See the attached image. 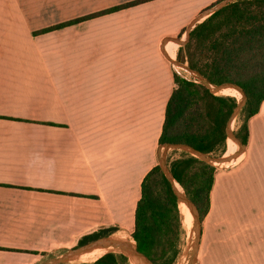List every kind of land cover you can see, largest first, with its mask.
<instances>
[{
	"label": "crops",
	"instance_id": "0c3cea01",
	"mask_svg": "<svg viewBox=\"0 0 264 264\" xmlns=\"http://www.w3.org/2000/svg\"><path fill=\"white\" fill-rule=\"evenodd\" d=\"M219 1L0 0V264L130 236L159 163L168 58ZM247 128L243 152L213 165L194 264H264V100Z\"/></svg>",
	"mask_w": 264,
	"mask_h": 264
},
{
	"label": "trees",
	"instance_id": "16d2710c",
	"mask_svg": "<svg viewBox=\"0 0 264 264\" xmlns=\"http://www.w3.org/2000/svg\"><path fill=\"white\" fill-rule=\"evenodd\" d=\"M136 3V2H135ZM134 4V3H131ZM117 6L71 20L39 33L74 24L127 7ZM176 60L198 72L211 84L230 83L245 95L239 115L242 123L234 132L243 146L247 143V121L258 112L264 100V0H236L210 14L189 32ZM174 88L165 108L158 140L165 144H185L202 153L217 156L225 151L226 128L236 107L235 97L215 95L196 79L174 72ZM175 153V152H174ZM167 166L184 195L196 207L200 221L209 208V192L215 167L187 152ZM108 228L100 232L107 235ZM182 219L172 185L159 165L149 170L140 185V197L130 234L137 251L152 264H175L180 252ZM96 236H88L79 245ZM129 264L123 254L107 252L91 263Z\"/></svg>",
	"mask_w": 264,
	"mask_h": 264
},
{
	"label": "water",
	"instance_id": "95a60500",
	"mask_svg": "<svg viewBox=\"0 0 264 264\" xmlns=\"http://www.w3.org/2000/svg\"><path fill=\"white\" fill-rule=\"evenodd\" d=\"M233 1H236V0H220L206 14L209 16L210 14L220 10L221 8H223L224 6H226L227 4H229ZM190 31L187 32L186 41L179 42L178 40H176V42L179 43L180 45L186 44ZM168 60L170 61V63L174 67H179V68H182L183 70L187 71L199 83H201L202 85L207 87L215 95L217 92H220L222 89H225V88H232V89H234L240 93V99L237 100L236 107L234 108V110L230 116V119L228 121L227 128H226V135H227V139H230L237 144L238 149H239L238 150L239 153L243 152L244 146L235 137V135L233 133H231V128H230L232 122L234 121L235 117L239 114L241 108L243 107V105L245 103L246 98H245L243 91L238 86L230 84V83H224L221 85L211 84L205 77H203L198 72L191 70L187 65H184V64H182L178 61L172 60L170 58H168ZM170 149L183 150V151L188 152L189 154L193 155L194 157H197L200 160L205 161L206 163L211 164V165H216V164L220 165L223 163H227L231 160L232 156L226 157L223 155L220 158L211 157L209 154L202 153V152H200V151H198V150H196V149H194L188 145H185V144H165L162 146V152H161V155L159 158L158 165H159L161 171L163 172V174L165 175V177L167 178V180L172 185V188H173V191L176 195L178 203L179 204L184 203L187 206V208L189 209V211L192 215V218H193V222H192V229H193V233H194L193 249L190 253V259L188 262V264H193L196 260L197 249H198L199 238H200V217H199L198 211H197L196 207L194 206V204L184 195L183 191L179 192L176 188L177 183L175 182V180H174V178H173V176H172V174H171V172L167 166V162H166L167 152ZM97 248H103V249H107V250L108 249L118 250L125 257L130 258V260H132L134 262V264H152V262L148 258H146L143 254H141L137 251V249L135 248L134 245H131L127 241L117 240V239L110 238V237H100L96 240H93V241L87 242L85 244L79 245L77 247L68 249L63 254H61V256L58 257L53 262V264H60V263L66 262L68 260L82 256L86 253H89L92 250L97 249Z\"/></svg>",
	"mask_w": 264,
	"mask_h": 264
},
{
	"label": "rangeland",
	"instance_id": "374dc122",
	"mask_svg": "<svg viewBox=\"0 0 264 264\" xmlns=\"http://www.w3.org/2000/svg\"><path fill=\"white\" fill-rule=\"evenodd\" d=\"M174 51H175V48L173 50V54H174ZM177 61V60H175ZM186 65V64H184ZM175 70L177 73L179 74H182L183 76H186L187 78L189 79H195L191 74H189L187 71H183L182 69H180L179 67H175ZM216 95H222V94H217ZM240 97L236 98V100H239ZM242 123V118L241 116L238 114L235 119H234V125H233V128H231V133L234 134V132L238 129V127L241 125ZM227 141V140H226ZM227 150V145H225V151L224 153L226 152ZM161 152H162V146L160 147V150H159V158H160V155H161ZM175 152V153H174ZM182 152H185L183 150H174V149H170L168 152H167V158L169 156H171V159H175V158H178ZM186 153V152H185ZM188 153V152H187ZM223 154H219L217 156H213V155H210L211 157H215V158H220L221 156L224 155ZM189 154V153H188ZM166 158V159H167ZM167 162V160H166ZM180 210V209H179ZM180 215H181V219L183 220V215L181 214L180 212ZM183 222V221H182ZM182 230H183V234H182V238H181V242H180V252H179V255H178V258H177V261L175 264H188L189 262V259H190V253L193 249V240H194V233H193V229H192V226L190 229H187L185 227H183V224H182ZM120 239L119 240H122V241H127L128 243H130L131 245H134V242L131 243V241H133L130 236H127L126 237H123V236H120L119 237ZM116 239V238H114ZM107 252H113V253H116V254H121L120 251L118 250H111V249H108L106 252H104L103 254L107 253ZM102 254V255H103ZM101 256V255H100ZM99 256V257H100ZM82 256H79V257H76L74 259H72V262L69 263V264H79V263H91L93 261H95L97 258H92L88 261H84L82 258ZM98 257V258H99ZM128 259V262L129 264H134V262L132 260H130V258L126 257ZM194 264V263H193Z\"/></svg>",
	"mask_w": 264,
	"mask_h": 264
},
{
	"label": "bare ground",
	"instance_id": "6f19581e",
	"mask_svg": "<svg viewBox=\"0 0 264 264\" xmlns=\"http://www.w3.org/2000/svg\"><path fill=\"white\" fill-rule=\"evenodd\" d=\"M176 48V44H169L167 46V54L171 57V51L172 49ZM172 56H173V53H172ZM217 94H222V95H226V96H231V97H235V98H238L240 97V93L237 92L236 90L232 89V88H225V89H222L220 92H217ZM233 125H234V121L232 122L230 128H233ZM226 145H227V150L226 152L224 153V156H232V158L234 157L235 155V150L238 148L237 144L230 140V139H227L226 141ZM231 158V159H232ZM219 165V164H218ZM226 164L224 165H219V166H225ZM176 188L179 192H182L181 188L176 184ZM179 209H180V212L181 214L183 215V227L187 228V229H190L191 226H192V222H193V218H192V215L189 211V209L187 208V206L184 204V203H180L179 204ZM120 236L118 237H115L117 240H119ZM107 249H103V248H97V249H94L92 250L91 252L89 253H86L84 255H82V259L85 261H88L92 258H98L100 255H102L104 252H106ZM88 259V260H87Z\"/></svg>",
	"mask_w": 264,
	"mask_h": 264
}]
</instances>
